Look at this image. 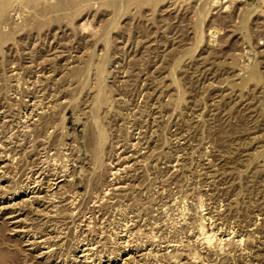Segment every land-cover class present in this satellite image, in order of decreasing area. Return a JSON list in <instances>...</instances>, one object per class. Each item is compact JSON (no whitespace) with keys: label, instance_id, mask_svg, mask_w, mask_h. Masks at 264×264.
Returning <instances> with one entry per match:
<instances>
[{"label":"rangeland","instance_id":"obj_1","mask_svg":"<svg viewBox=\"0 0 264 264\" xmlns=\"http://www.w3.org/2000/svg\"><path fill=\"white\" fill-rule=\"evenodd\" d=\"M0 264H264V0H0Z\"/></svg>","mask_w":264,"mask_h":264},{"label":"bare ground","instance_id":"obj_2","mask_svg":"<svg viewBox=\"0 0 264 264\" xmlns=\"http://www.w3.org/2000/svg\"><path fill=\"white\" fill-rule=\"evenodd\" d=\"M207 238V237H206Z\"/></svg>","mask_w":264,"mask_h":264}]
</instances>
